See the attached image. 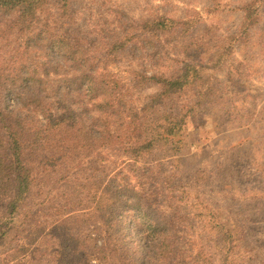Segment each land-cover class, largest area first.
Here are the masks:
<instances>
[{
    "label": "trees",
    "instance_id": "obj_1",
    "mask_svg": "<svg viewBox=\"0 0 264 264\" xmlns=\"http://www.w3.org/2000/svg\"><path fill=\"white\" fill-rule=\"evenodd\" d=\"M210 2L209 14L222 5ZM263 2L236 6L231 40L251 38ZM196 14L134 20L107 5L91 42L56 30L81 19L72 0H0V264H187L186 222L164 216L152 190L170 183L155 154L180 153L199 112L227 99L203 69L218 50L194 59L181 45L178 67L168 61L163 42L201 26ZM118 66L133 88L153 90L141 108L112 72ZM106 151L126 159L111 168ZM241 243L224 235L223 264L243 261Z\"/></svg>",
    "mask_w": 264,
    "mask_h": 264
},
{
    "label": "rangeland",
    "instance_id": "obj_2",
    "mask_svg": "<svg viewBox=\"0 0 264 264\" xmlns=\"http://www.w3.org/2000/svg\"><path fill=\"white\" fill-rule=\"evenodd\" d=\"M218 1L221 7L209 14L210 0H72L81 19L72 24L57 18L56 30L92 42V32L101 28L100 18L107 5L121 8L134 20L157 12L184 19L200 12L205 21L201 26H191L183 35L175 31L176 35H168L169 42H163L165 51L170 52L168 61L178 67L175 56L181 45L191 49L194 59L207 48L218 50L220 55L213 59L219 55V64L214 68L217 61H211L203 69L218 79L227 99L199 112L189 125L180 153L171 156L160 149L155 154V163L163 162L170 180L165 188L162 181L153 188L155 206L164 216L185 220L180 239L185 248L192 249L187 264L190 256L198 253L206 259L201 264H223L221 241L225 234L242 239L238 245L243 259L240 264H264V2L258 7L260 22L252 29L251 38L235 42L231 36L242 20L236 6L245 0ZM208 26H212L211 35L206 32ZM125 69L118 66L111 70L131 89L129 98L141 108L153 90L133 88L132 75ZM189 90L188 96L195 93L193 87ZM105 153L111 168L126 159L119 153ZM236 222L239 230L225 227Z\"/></svg>",
    "mask_w": 264,
    "mask_h": 264
}]
</instances>
